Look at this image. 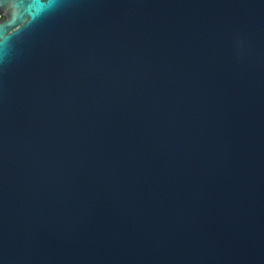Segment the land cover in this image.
Instances as JSON below:
<instances>
[{
  "label": "water",
  "instance_id": "obj_1",
  "mask_svg": "<svg viewBox=\"0 0 264 264\" xmlns=\"http://www.w3.org/2000/svg\"><path fill=\"white\" fill-rule=\"evenodd\" d=\"M0 0V264H264V0Z\"/></svg>",
  "mask_w": 264,
  "mask_h": 264
},
{
  "label": "clouds",
  "instance_id": "obj_2",
  "mask_svg": "<svg viewBox=\"0 0 264 264\" xmlns=\"http://www.w3.org/2000/svg\"><path fill=\"white\" fill-rule=\"evenodd\" d=\"M28 2L31 5L29 14L32 15L33 21L50 13L58 6V0H28Z\"/></svg>",
  "mask_w": 264,
  "mask_h": 264
},
{
  "label": "flooded vegetation",
  "instance_id": "obj_3",
  "mask_svg": "<svg viewBox=\"0 0 264 264\" xmlns=\"http://www.w3.org/2000/svg\"><path fill=\"white\" fill-rule=\"evenodd\" d=\"M6 18V15L3 12H0V20H3Z\"/></svg>",
  "mask_w": 264,
  "mask_h": 264
}]
</instances>
